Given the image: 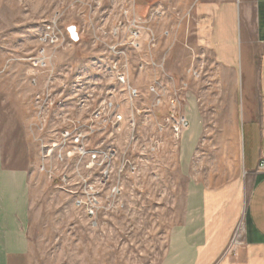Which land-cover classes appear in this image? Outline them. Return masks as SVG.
Returning a JSON list of instances; mask_svg holds the SVG:
<instances>
[{"label":"rangeland","instance_id":"rangeland-1","mask_svg":"<svg viewBox=\"0 0 264 264\" xmlns=\"http://www.w3.org/2000/svg\"><path fill=\"white\" fill-rule=\"evenodd\" d=\"M201 2L0 0L1 167L26 173L31 204L26 229L30 252L13 258L11 264H161L168 253L171 232L185 222L189 183L199 181L217 187L238 175L234 152L231 161L225 163L220 161L218 151L201 142L193 145L185 138L184 144L177 146L168 139L155 159V170H151L157 176L148 173L142 191L126 190L123 200L127 207L113 214L100 213L94 225L92 218L74 206L68 193L55 188L38 170L39 132L34 127L38 119L33 114L32 100L40 90L26 75V60L40 48L39 38L47 27L55 22L62 30L76 28L79 40L57 53L54 66L82 74L99 82L100 88L113 91V98L126 116H130L131 102L127 88L108 72L112 61L128 64L130 84L141 94L133 103L135 110L152 103L148 93L151 82L162 77L168 83L171 80L167 77L173 75L176 83H189L191 93L190 98L184 97L185 106L194 99L195 111L209 117V110L213 112L222 105L224 97L215 96L218 91H211V95L206 91L205 67L213 56L203 49H193L197 25L193 8ZM139 16L157 38V48L152 52L145 31L141 49L130 46L131 27ZM151 55L163 62L162 68L147 64ZM191 68L192 79L187 77ZM143 131L148 136L153 133L151 122ZM203 149L206 156L202 155ZM243 195L246 199V193ZM244 221L243 217L238 224L242 225L241 232Z\"/></svg>","mask_w":264,"mask_h":264},{"label":"crops","instance_id":"crops-1","mask_svg":"<svg viewBox=\"0 0 264 264\" xmlns=\"http://www.w3.org/2000/svg\"><path fill=\"white\" fill-rule=\"evenodd\" d=\"M193 17L192 48L213 56L205 67L206 91H218L226 107L216 106L207 117L195 111L194 99L191 107L184 104L190 128L182 145L185 138L201 142L225 163L234 152L239 171L217 187L189 183L185 222L171 232L161 264H264V173L258 172L264 162V0H203L194 5ZM1 165L0 158V264H11L30 252V191L25 172ZM243 217V244L227 254Z\"/></svg>","mask_w":264,"mask_h":264},{"label":"built area","instance_id":"built-area-1","mask_svg":"<svg viewBox=\"0 0 264 264\" xmlns=\"http://www.w3.org/2000/svg\"><path fill=\"white\" fill-rule=\"evenodd\" d=\"M143 23L140 16L134 19L130 46L141 49L145 31L152 52L157 48V38ZM78 34L75 27L62 30L55 22L49 25L39 38L40 48L26 60V75L40 90L32 100L33 114L38 119L34 127L39 132V174L68 193L74 206L96 225L100 213L113 214L127 207L123 200L126 190L142 191L145 176H157L151 170H155V159L168 139L177 146L182 142L190 128L183 111L189 84L176 85L169 76L168 83L165 78H157L148 90L152 103L135 110L133 103L141 94L130 84L128 64L112 61L108 72L127 88L132 106L128 117L113 98V91L100 88L99 82L82 74L54 66L57 53L73 46L79 40ZM147 64L163 67V62H157L152 55ZM188 73L193 74V69ZM149 118L153 133L148 136L143 130ZM258 169L264 173V162ZM241 226L227 254L243 244Z\"/></svg>","mask_w":264,"mask_h":264}]
</instances>
